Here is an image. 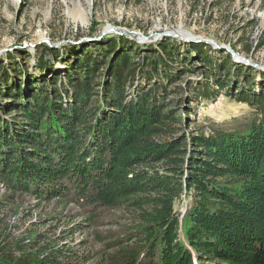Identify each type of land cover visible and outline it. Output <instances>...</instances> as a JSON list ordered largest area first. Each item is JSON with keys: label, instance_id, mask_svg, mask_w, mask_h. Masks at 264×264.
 I'll return each instance as SVG.
<instances>
[{"label": "trees", "instance_id": "16d2710c", "mask_svg": "<svg viewBox=\"0 0 264 264\" xmlns=\"http://www.w3.org/2000/svg\"><path fill=\"white\" fill-rule=\"evenodd\" d=\"M106 42L101 61L77 55L21 95L20 83L4 86L10 78L0 60V96L10 98L0 103V184L73 205L84 222L122 208L134 218L102 249L75 258L49 240L39 246L37 235L27 245L0 241V264H264V90L232 83L229 97L249 107L242 122L178 134L182 119L165 100L186 71L174 66L176 43L134 53ZM184 46L197 54L209 48ZM44 53H58L43 47L39 68L47 72ZM201 59L211 76L225 68ZM197 91L211 96L206 85ZM182 195L189 202L181 214Z\"/></svg>", "mask_w": 264, "mask_h": 264}, {"label": "rangeland", "instance_id": "374dc122", "mask_svg": "<svg viewBox=\"0 0 264 264\" xmlns=\"http://www.w3.org/2000/svg\"><path fill=\"white\" fill-rule=\"evenodd\" d=\"M118 37L126 40L121 43ZM164 39L179 47L173 55L175 68L186 67L171 81L174 93L165 98L182 119L178 134L200 127L206 130L213 123L231 128L249 115L248 105L230 98L228 91L235 88L232 83L238 90L247 84L250 93L264 90V0H0V60L10 78L4 86L20 83L19 95L40 81V75L60 73L77 55L98 56L101 61L108 55L103 50L106 41H115L116 50L123 45L143 53ZM198 40L214 41L224 49ZM188 43L209 48L197 54L184 46ZM43 47L58 53L55 58L44 53V63L52 68L47 72L39 68ZM202 57L225 68L211 76ZM203 73H208L207 79ZM213 80L223 81L226 87L217 89ZM200 85L211 93L207 99L197 91ZM9 100L0 96V103ZM188 202V195H182L175 203L176 211L182 214ZM79 213L73 205L39 202L0 184L1 243L27 245V239L37 235L39 246L49 240L65 251L66 258H75L102 249L134 218L124 208L103 210L92 222H84Z\"/></svg>", "mask_w": 264, "mask_h": 264}, {"label": "water", "instance_id": "95a60500", "mask_svg": "<svg viewBox=\"0 0 264 264\" xmlns=\"http://www.w3.org/2000/svg\"><path fill=\"white\" fill-rule=\"evenodd\" d=\"M126 34H128V33H127V32H121V33H120V35H126ZM198 41H203V42H205V43H207V44H212L214 47H216V48H218V49H224V48L218 46L214 41H204V40H198ZM226 50H227V49H226ZM227 51H228V50H227ZM228 52H229V51H228ZM230 53L232 54V52H230ZM232 55H233V57H234L235 59L240 60V61H244L245 63L249 64L248 61H246V60H244V59H240V58L237 57L235 54H232Z\"/></svg>", "mask_w": 264, "mask_h": 264}]
</instances>
